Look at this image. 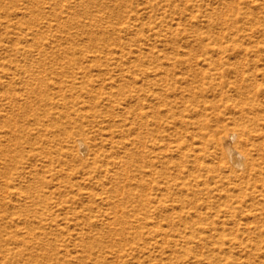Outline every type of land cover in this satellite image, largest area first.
<instances>
[{"label": "rangeland", "instance_id": "obj_1", "mask_svg": "<svg viewBox=\"0 0 264 264\" xmlns=\"http://www.w3.org/2000/svg\"><path fill=\"white\" fill-rule=\"evenodd\" d=\"M248 96L264 0H0V264H264V185L197 124L249 132Z\"/></svg>", "mask_w": 264, "mask_h": 264}, {"label": "bare ground", "instance_id": "obj_2", "mask_svg": "<svg viewBox=\"0 0 264 264\" xmlns=\"http://www.w3.org/2000/svg\"><path fill=\"white\" fill-rule=\"evenodd\" d=\"M149 68L151 70L147 72H145L144 70L142 71L143 73L147 75V77L152 74L154 76H157V75H160L162 72L159 64H155ZM153 78L155 79V77ZM142 85L143 83L141 82L139 86H142ZM242 99H243V102H245V104L248 105L247 107L241 104L242 113H248V114L251 113V115H247V118L249 121H251V123L254 124L253 127L248 128L249 130V132L247 131L248 133L246 132L245 128H240L239 130L229 129L225 132H222L218 127L210 128V125L207 119L206 120L202 119L201 121L199 120L197 124L201 128L206 129L204 133L207 135V137L206 138L202 137L203 150H204V153L206 154L209 153L207 154L208 156L213 155L214 159L215 158L217 159L214 167H216L218 170H221L222 172L230 170L229 173H235V175L238 177V180H240V182L237 183V186H239L238 189L240 191L252 189V191L255 192L257 190L256 188L258 186L257 184L258 181H262V184L264 185V127H263L264 123L261 126L260 122H258L260 120L264 122V117H261L258 114V112H256V109L259 106L262 107V104L258 102L256 98H249L248 96ZM197 105L199 106V104ZM196 110L198 109L196 108ZM138 115L141 120V117L143 116V111L141 110L138 113ZM138 128H139V132H137L138 141L140 144L144 145L145 142L142 141L143 135L140 130L142 128L141 123H139ZM252 133L257 134L259 137H262V139L258 141L253 140ZM74 141L77 146H80V145L82 146L84 144V140L82 138H76ZM210 146L213 147V151H210ZM144 150L145 149H143V151ZM173 150L180 151L181 154L186 157L185 152L181 151L182 150L181 146H177V148L176 149L173 148ZM190 151H192L193 154L195 155L193 163L194 165H196L197 169L200 170V169H210L211 168V167H208L209 166L208 163L204 162V160L201 159L202 158L201 154L196 153L195 147H192ZM141 155H142L141 148H139L138 156L140 157V159H141ZM96 160L97 158L95 159V162ZM229 173L228 175H225V177H227L228 179H231L229 178L230 176ZM172 178L173 180L178 179L177 177H172ZM177 184L181 186L186 185V183L183 180L177 181ZM244 186H245V189H244ZM247 195H249V193ZM235 196L237 197L236 201H241V202L244 201L243 199L240 198V193H236ZM257 202L259 204L264 203L261 201H257ZM240 206H241L240 203H238L237 206H232L231 204H229V211L235 214L237 207H240Z\"/></svg>", "mask_w": 264, "mask_h": 264}]
</instances>
